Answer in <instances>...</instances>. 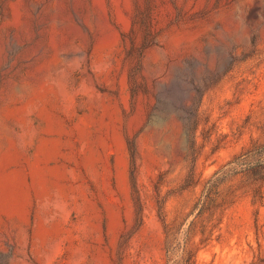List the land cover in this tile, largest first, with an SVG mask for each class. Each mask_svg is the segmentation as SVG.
Returning a JSON list of instances; mask_svg holds the SVG:
<instances>
[{
  "label": "rangeland",
  "instance_id": "374dc122",
  "mask_svg": "<svg viewBox=\"0 0 264 264\" xmlns=\"http://www.w3.org/2000/svg\"><path fill=\"white\" fill-rule=\"evenodd\" d=\"M0 264H264V0H0Z\"/></svg>",
  "mask_w": 264,
  "mask_h": 264
}]
</instances>
